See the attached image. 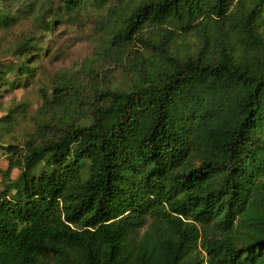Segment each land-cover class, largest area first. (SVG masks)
<instances>
[{
  "label": "trees",
  "instance_id": "1",
  "mask_svg": "<svg viewBox=\"0 0 264 264\" xmlns=\"http://www.w3.org/2000/svg\"><path fill=\"white\" fill-rule=\"evenodd\" d=\"M111 2L96 66L54 77L23 151L4 149L0 264H264V0L46 1ZM40 37L13 45L20 74Z\"/></svg>",
  "mask_w": 264,
  "mask_h": 264
},
{
  "label": "rangeland",
  "instance_id": "2",
  "mask_svg": "<svg viewBox=\"0 0 264 264\" xmlns=\"http://www.w3.org/2000/svg\"><path fill=\"white\" fill-rule=\"evenodd\" d=\"M47 0H20L10 3L11 12L17 15L15 24L0 26V186L6 187L4 174L9 169L12 158L4 151L9 146L21 152L31 135L36 132L35 115L42 104L41 90H49L51 80L62 74L71 75L83 69L96 66L100 58L103 39L111 35L112 25L102 30V17L113 8L111 2L104 11L94 7H82L71 16L61 13L57 7L47 4ZM139 0H128L127 10ZM34 4L32 9L26 7ZM46 4V7H41ZM31 6V5H30ZM28 9V10H27ZM125 11V13L127 12ZM56 19L51 32L44 33L35 21ZM264 36V30L260 29ZM41 35V50L36 56V71L30 74L17 72L22 66V57L13 56L11 49L15 43L29 36ZM190 40L183 50L190 51ZM181 49V47H178ZM111 77L113 87L130 89L136 83L135 70L114 69ZM13 159V158H12ZM18 169L8 172L10 180H16Z\"/></svg>",
  "mask_w": 264,
  "mask_h": 264
}]
</instances>
